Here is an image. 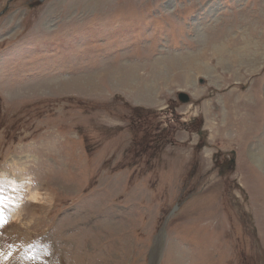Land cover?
<instances>
[{
  "label": "rangeland",
  "instance_id": "rangeland-1",
  "mask_svg": "<svg viewBox=\"0 0 264 264\" xmlns=\"http://www.w3.org/2000/svg\"><path fill=\"white\" fill-rule=\"evenodd\" d=\"M262 152L264 0H0L4 264H264Z\"/></svg>",
  "mask_w": 264,
  "mask_h": 264
},
{
  "label": "bare ground",
  "instance_id": "bare-ground-1",
  "mask_svg": "<svg viewBox=\"0 0 264 264\" xmlns=\"http://www.w3.org/2000/svg\"><path fill=\"white\" fill-rule=\"evenodd\" d=\"M132 73H133V71L130 69V70H128L127 71V75L129 76L130 74L132 75ZM160 73V72H159ZM260 157L261 158H264V152H262L261 154H260ZM34 196H37V194L36 195H34ZM33 199H37V197L36 198H33ZM1 240V239H0ZM5 257V256H4ZM0 264H4V259L3 258H1L0 259Z\"/></svg>",
  "mask_w": 264,
  "mask_h": 264
},
{
  "label": "water",
  "instance_id": "water-1",
  "mask_svg": "<svg viewBox=\"0 0 264 264\" xmlns=\"http://www.w3.org/2000/svg\"><path fill=\"white\" fill-rule=\"evenodd\" d=\"M178 98H179V100L182 101V102H185V101L188 100V96H187L185 93H183V92H180V93L178 94Z\"/></svg>",
  "mask_w": 264,
  "mask_h": 264
},
{
  "label": "snow or ice",
  "instance_id": "snow-or-ice-1",
  "mask_svg": "<svg viewBox=\"0 0 264 264\" xmlns=\"http://www.w3.org/2000/svg\"><path fill=\"white\" fill-rule=\"evenodd\" d=\"M0 221H3V217H2V216H0ZM3 222H5V223H6V221H3Z\"/></svg>",
  "mask_w": 264,
  "mask_h": 264
}]
</instances>
